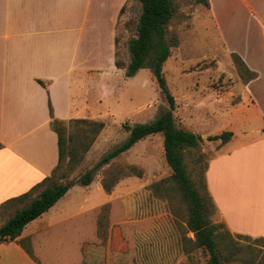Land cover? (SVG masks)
Masks as SVG:
<instances>
[{"label":"crops","instance_id":"1","mask_svg":"<svg viewBox=\"0 0 264 264\" xmlns=\"http://www.w3.org/2000/svg\"><path fill=\"white\" fill-rule=\"evenodd\" d=\"M60 1L68 8L81 4L83 20L60 22L49 14ZM64 1L0 0V207L41 184L56 167L49 103L54 119L82 118L83 91L105 75L106 37L116 68V27L127 0H110L108 22L106 0ZM208 2L198 19L207 17L228 52L254 74L242 85L238 103H229L232 117L240 115L228 119L231 139L219 142L207 162L212 221L231 235L264 243V0ZM72 187L15 241L0 242V264H97L103 259L98 237L108 203L91 206L88 195L70 194Z\"/></svg>","mask_w":264,"mask_h":264},{"label":"rangeland","instance_id":"2","mask_svg":"<svg viewBox=\"0 0 264 264\" xmlns=\"http://www.w3.org/2000/svg\"><path fill=\"white\" fill-rule=\"evenodd\" d=\"M40 1L50 3V0ZM106 1L105 20L108 22L113 9L110 0ZM61 2L57 9L48 11L49 14L53 13L60 22L83 20L81 4L68 8L66 1ZM175 2L177 8L167 25V34L176 35L178 45L172 49L162 72L174 97L173 116L177 125L201 138L197 149L185 153L187 172L200 189L205 166L220 146L219 141H207V137L231 131L228 121L240 115L232 117L229 103H238L239 92L249 77L244 70L236 69L232 53L208 18L198 19L203 11L201 5L196 0ZM140 13V3L127 0L116 27L115 61L124 66L129 62L128 42L134 37ZM106 38L103 42L107 47L105 75L96 77L94 83L89 81L90 88L83 91L86 111L80 115L82 118L63 121L66 154L54 177L58 183L77 181L94 169L107 152L123 143L128 137L122 128L124 123L151 122L168 109L149 69L139 70L127 78L124 69L113 68L111 43ZM75 120L102 122L104 127L93 135L90 125ZM127 166L141 169L142 176L122 177L111 192L106 193L101 188L102 180L113 169L125 173ZM171 175L164 158L162 136L154 134L95 171L88 189L80 185L72 187L69 193L88 195L91 206L108 203L102 214L107 218L105 222L101 220L104 226L98 237L104 257L97 264H209L208 253L192 245L195 238L187 227L188 204ZM152 185L158 186L153 188ZM23 206L1 211L0 226ZM212 216L210 219L217 225V232L225 234L227 230L222 224L214 223ZM231 236L235 250H231L230 259L223 264H264L261 240Z\"/></svg>","mask_w":264,"mask_h":264},{"label":"trees","instance_id":"3","mask_svg":"<svg viewBox=\"0 0 264 264\" xmlns=\"http://www.w3.org/2000/svg\"><path fill=\"white\" fill-rule=\"evenodd\" d=\"M141 5V13L135 26L134 37L128 42L129 62L124 66L115 61L117 69H124L127 78L133 77L139 70L149 69L152 76L164 95L168 109L164 110L158 118L147 123H135L129 125L124 123L122 128L128 133L127 139L107 152L96 164L94 169L87 171L75 182L66 184L54 181V177L64 161L66 154V139L64 136L63 121L54 119L52 108L49 103L51 115V129L57 136L58 163L51 175L44 179L41 184L36 185L30 191L9 199L4 202L0 210L5 212L9 208L24 204L23 207L14 211L13 215L0 226V242L15 241L21 234L23 228L43 213L47 212L66 192L74 185L88 186L92 183L93 174L104 165H109L114 159L132 148L136 143L154 134H160L163 139V150L166 164L170 168L171 180L177 186L182 198L188 204L187 227L194 234L195 240L192 245L203 248L208 253L209 264H223L230 259L232 236L227 231L225 234L217 232V225L211 222L214 213V205L207 192L204 173L201 188L191 180L185 164V153L197 149L201 138L191 131L179 127L173 116L175 109L174 97L169 92L166 80L162 72L164 63L170 57L171 51L178 45L176 35L168 36L167 25L172 20L176 10L175 0H136ZM197 4L209 8L208 0H196ZM123 8L121 9L122 12ZM232 61L236 69L244 70L248 74V83L254 74L250 73L241 58L232 53ZM39 84H44L39 81ZM76 123L88 124L93 129V135L102 130V122L86 120H75ZM232 137L230 131H224L218 135L208 136L207 141H219L225 144ZM73 156V153H70ZM72 160V159H70ZM127 171H116L113 169L106 176L101 186L106 193H110L113 186L122 178L142 176L141 169L135 166H127ZM158 185H152L157 188ZM167 197V195H166ZM168 199V197H167ZM232 248V249H231Z\"/></svg>","mask_w":264,"mask_h":264}]
</instances>
